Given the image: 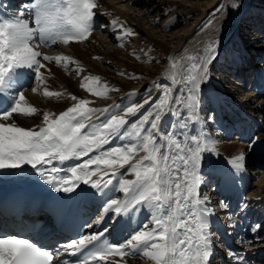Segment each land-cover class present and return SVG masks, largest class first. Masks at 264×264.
I'll list each match as a JSON object with an SVG mask.
<instances>
[{"label": "snow or ice", "instance_id": "obj_1", "mask_svg": "<svg viewBox=\"0 0 264 264\" xmlns=\"http://www.w3.org/2000/svg\"><path fill=\"white\" fill-rule=\"evenodd\" d=\"M3 7L0 3V9ZM98 7V0H28L18 15L0 11V171H22L30 166L33 174L57 193H75L84 201L99 200L104 216L95 223L107 217L114 230L129 229L125 240L119 242H109L104 232L71 239L62 246L64 251L82 253L73 264H107L110 256L120 258L116 264H122L126 257L150 264H211L210 217L215 213L203 192L208 183L203 169L208 163L206 155H218L217 141L204 128L197 130V125L206 123L200 112L211 103L201 94V86L210 79L217 41L209 43L204 54L188 56L186 63L174 60L165 77L168 84L154 104L144 100L125 108L112 105L101 109L90 107L88 99L71 95L75 103L58 114L45 111L42 126L25 128L10 122L14 114L32 117L39 111L27 104L20 90L25 71L31 72L40 86L45 84L41 72L45 62L65 69L77 63L67 55L51 56L41 49L87 40L95 29L93 10ZM239 7L238 0H231L222 10ZM111 23L114 29L123 28L115 20ZM75 71L79 74L83 70L77 67ZM80 87L100 98L117 90L101 84L98 76L84 77ZM31 91L37 93L38 87H31ZM62 95L47 87L43 90L47 98ZM145 105L151 108L146 114L133 121L126 118L137 116ZM169 116L172 122L165 129L163 119ZM116 139L124 143L110 146ZM253 146L250 141L249 147ZM245 159L241 153L210 172L218 183L235 185L245 171ZM71 160L82 162L59 175L64 169L56 163ZM127 175L134 178H124ZM220 206L226 204L221 202ZM145 209L146 221L133 228L134 217ZM259 227L250 230L255 232ZM29 231L44 234V228L35 223ZM58 255L33 235L0 228V264H52ZM228 255L235 264H250L239 252L229 250Z\"/></svg>", "mask_w": 264, "mask_h": 264}, {"label": "rangeland", "instance_id": "obj_2", "mask_svg": "<svg viewBox=\"0 0 264 264\" xmlns=\"http://www.w3.org/2000/svg\"><path fill=\"white\" fill-rule=\"evenodd\" d=\"M128 1L130 0H115L113 6H116L117 8H121V10H124L127 13L129 12L130 9V13L132 12V14L136 15L139 18L147 17L146 9H144L145 11H142L139 5H135L133 4V2L129 5ZM230 2L231 0H223V4H222L221 0H164V2L160 6L161 15H164L163 20L157 22V19H155L149 22L148 25H145L146 29L152 32V38L149 36H145L144 33L141 32L138 29V27L135 26L134 24L130 25L127 23L122 24L123 28H118L117 29L118 31L114 29L115 33H113V35L116 36V34L119 33V35L121 34L122 37V40L115 41V43H111V41L105 37L106 35L105 31L102 33L96 32V34L90 35L92 37L95 36L96 38L95 40L97 41L94 42L95 47H93L92 50L94 51L100 50L101 52L99 54L101 55H98L97 59L86 57L85 58L86 60L85 61L82 60L81 63L89 66L91 65L90 69L94 70V72H97V75L100 76L102 80H107L108 77L110 78L112 77L114 79L118 78L120 84L118 85L117 90H120L121 97L124 98L123 99L124 101L122 100L124 103H120L122 101H118L117 99L116 100L114 99L111 105L114 104V105H118L120 108H125L133 103H143L144 100H150L154 104L156 102V98L159 96L160 92L163 91L165 87L162 83V80H164V76H165L164 74H166L165 71L167 69V65L169 64L172 58V52L174 48L177 46V43L183 37V34L190 33L189 37L187 38L188 42L186 43V40H183L181 42V46L183 47V49H185L186 47L184 52L187 53L193 48L192 46L197 40H198L197 43L207 40L209 38V34H210L209 32L213 29V27L220 26V24H223L222 22H226V24H223L222 26L223 32H221V34L222 33L223 35L226 34V36L222 37L221 38L222 40L220 39L221 42L217 41L218 42L217 58L216 60L213 61L212 65L210 66L211 69L210 76L213 77L217 75L221 77L223 73L228 72L227 70L222 69L223 66L225 65L230 66L229 62L227 61L233 60L236 62L237 61V59H235V57H237L236 55H240L242 57L244 56L243 58L245 59V54L243 55L244 48L247 51L248 50L253 51L254 55L251 60L258 59L257 61H259L258 56L261 57L264 49V41H262L264 38V26H262L261 22L258 20L259 18H262V20H264V0H248V3H246L244 6L242 3H244L245 1L238 0V3L240 4L239 8L230 11L222 10L224 6ZM206 6L210 7V9L206 10L207 9ZM218 6L220 7L221 10H218ZM204 8L206 11L204 10ZM97 10L99 11V13H103V10L102 8L100 9V6L97 8ZM239 13H241V16L237 18L238 17L237 14ZM153 16H157V13L153 14ZM143 23L145 22L143 21ZM101 25L104 29V25L102 23ZM160 26H162L163 28L159 29ZM255 26L259 29L260 33H258L257 28L254 29ZM252 29H254L257 32H254ZM126 32H131L132 34L126 35L125 34ZM178 32H180L179 36L176 35ZM250 33H253V35L257 38L260 37L259 38L260 40L258 41L259 49H251L250 47H248V43L250 42L248 40L250 38L245 36V34H250ZM171 37L173 38L175 37V38L173 39ZM169 40L170 41L172 40L173 42L172 41L170 42ZM79 43L82 45L83 48L86 46L83 44L84 41ZM121 44H123L122 47ZM94 48H96V50ZM115 52H117V54H114ZM51 53L59 54V52L57 51L55 52L51 51ZM108 55H112L114 56V58H116V60H118L120 64L117 65L118 66L117 68L110 66L105 62V59L103 57H107ZM137 57H139V59H137ZM242 59H241L242 64L245 65V63H248L246 62L248 60L247 57H246V61H243L244 59L243 60ZM258 63H260V61ZM49 64L55 65V63H49ZM55 68L58 70L62 69L63 72L59 74L56 73L54 70L52 71L49 68H45L44 70L42 69L43 71L42 70L41 71L46 79L54 80L58 87H65L66 83L64 80L70 81V79L73 78V76H76V75H71L70 73L65 75L64 72L67 69L61 68L60 66L55 65ZM110 71H114L115 74L112 75L108 74L110 73ZM104 73L108 74L109 76L105 75ZM79 75H80L79 77L80 79L84 78L85 76L83 75V73ZM229 78L230 76H227L226 77L227 80L224 79L225 80L224 82L226 84L218 83L215 85V88L208 89L207 97L209 100H211V93L209 92L210 90L215 92V94H217L218 92L220 96H224L223 94L224 92L221 93L220 91L221 89H223L222 85H227V86L229 85L227 84ZM210 80L211 78L209 79V82ZM209 82H207L206 86H208ZM205 84L206 83L202 85L204 86ZM231 85L234 88L229 94L227 93L225 94L227 96V97L224 96L225 99H228V101L233 99L239 100V98L241 99L243 97L242 91L239 90V88L241 87L233 84ZM142 86H143L142 88L143 90H139V92L138 90L135 89L137 87H142ZM243 87L244 89L246 88V90L248 88L247 85H244ZM81 98L92 101V103L90 104L91 106L94 103L98 105L95 101L100 102L103 99L104 100L106 99V98L96 97L95 100L93 98H90L89 96L86 98L85 97L83 98L82 96ZM242 102L243 103L248 102L250 105L252 103L251 101L245 102V100ZM206 105H207V109L211 108V111H207V112L205 111V113L201 115V118L203 117L202 119L206 121L204 125L206 127L205 131L207 132V134H209L213 139L217 141V152H218V156H220L219 160L214 158L212 159L208 158L209 160L208 166H212L216 162H221L219 163L221 165L223 164L224 160H222L223 151L220 150V146L222 144L226 145L227 143H225V140L228 141V139L231 138L225 139L224 137L225 136L227 137V135L225 134H223L224 135L223 137L217 135L216 131H218L217 128L221 122H218L217 126H215L214 119L209 120L208 117L211 115L212 117L215 118L217 117L219 112L216 109V107H212L213 105H211V103ZM100 108L103 109L104 107L102 108V106H100ZM149 110H151L150 106L145 105L144 108L139 110L137 116H128V118L127 117L126 118L129 121H133L134 119L137 120L140 116L146 114V112ZM233 115L235 117L237 116L235 114ZM262 115L264 116V110ZM14 116L15 118H20V116H17L16 114ZM263 116L257 120L261 124L264 123ZM218 117L222 118L223 121L224 119H226V117L228 118L227 114L221 115V113L220 115H218ZM256 117L257 115H255V118ZM95 119L96 117H93V120ZM260 119H262L263 121ZM215 128L216 130H214ZM262 135L260 134L259 139H257L256 142L254 143L255 145L258 144V142L260 144L261 141H262L261 143L264 145V140H263L264 137H261ZM231 141L232 140H230V142ZM237 145L239 144H235V143L233 145L231 144V146H237ZM231 146H228L226 149L231 148ZM247 156L249 157L248 160V166H250L249 168L255 169V167L253 166V162H256L257 161L256 159L258 158H263L264 154H261L260 156H256L254 153L253 154L249 153L247 154ZM260 162H264V159L263 160L261 159ZM262 175L264 176V173L254 174L253 177L256 180H254L253 183L256 184L258 183L257 182L258 179L264 178ZM255 184H253L252 188H255Z\"/></svg>", "mask_w": 264, "mask_h": 264}, {"label": "bare ground", "instance_id": "obj_3", "mask_svg": "<svg viewBox=\"0 0 264 264\" xmlns=\"http://www.w3.org/2000/svg\"><path fill=\"white\" fill-rule=\"evenodd\" d=\"M98 1H99L100 9L102 8L103 13H99L97 8H95L93 10L96 13V15L94 17V20L98 19L104 25V29H106V30H102V31L106 32L105 37L107 39H109L111 41V43H115V41H118L116 39V37L117 36H121V34L119 35V33H117L116 36L113 35V33H115V30H114V28L112 26V23H111L113 20H115L118 23H120V25L126 24V23L130 24V25L134 24L135 26L138 27V29L141 32L144 33L145 36H149V37L152 38V32L150 30H147L145 25H148L149 22H151L152 20H155V19H157V22L158 21L160 22V20H163V17H164V15H161V11H160V6L164 2V0H156V1L155 0H130V1H128L129 5L133 2V4L139 5L141 7L142 11H145L144 9L147 10V13H148V14L146 13L147 17H144V18H139L136 15L132 14V12L130 13V9H129V12L127 13L126 11L121 10V8H117L116 6H113V3L115 2V0H98ZM243 1H245L244 3H242L243 6L246 3H248V0H243ZM206 8H207L206 10L210 9V7H208V6H206ZM204 10H205V8H204ZM150 13H152V14H150ZM156 13H157V16H153V14H156ZM237 16H238L237 18H239V16H241V13L237 14ZM143 21L145 23H143ZM146 22H148V23H146ZM222 23L226 24V22H222ZM223 24H220V26L213 27V29L209 32L210 33L209 34V38L207 40L201 41L200 43H197L198 42V40H197L193 44V46H192L193 48L187 53L184 52L186 47H185V49H183V47L181 46V42L183 40H186V43H187L188 42L187 38L189 37L190 33H187V34L184 33L183 34V37L180 39V41L177 43V46L174 48V50L172 52V58H171L169 64L167 65V69L165 71L166 74H164L165 75L164 76V80H162V83H163V85L165 87L168 84V80L165 77L171 71L172 62L175 60V61H181L182 63H186L188 56H196V55L204 54L205 51H206L207 45L209 43H211L213 40L221 42V40H222L221 38L226 36V34L225 35H223V33L221 34V32H223V27H222ZM227 26H229V25H227ZM162 28H163L162 26L159 27V29H162ZM102 29H103V27H102ZM179 34H180V32H178L176 35L179 36ZM245 36L250 38L248 40V41H250L248 43V47H250L251 49H259L258 41L260 40L259 39L260 37L259 38L255 37L253 35V33L245 34ZM171 38H173V37H171ZM95 39H96L95 36L88 37V39L85 40L84 43H83L84 45H86L84 48L82 47V45L80 43L71 42L68 45H64L63 44V45L58 46L56 51L59 52V54L51 53V52L46 53L47 55H51V56L67 55V56L71 57L73 60H75L77 63L69 64V67L64 72V74L66 75V74L70 73L71 75H76V76H73V78H71L70 81L64 80L65 83H66L65 87H58L54 80L46 79V78H45V84L44 85L38 86L36 84V82H35L32 87H38V92L37 93H33L31 91V88H30L27 92H24V95L26 97L27 104L36 107L39 110L38 113L36 115L32 116V117L20 116V118H15V116H13V120L10 121V122H15L19 126H22V127H25V128H32V127H34L36 125L42 126V117H43V113L45 111L50 112V113L51 112H55V113L58 114L59 112H61L63 110H66L68 107L72 106L75 103V101L71 100V98H70L71 95H76L77 97L79 96L78 98H80V99H82L81 98L82 96H83V98L84 97L86 98V97L89 96L90 98L95 99L96 96H92L90 93H88L87 91H85L83 88L80 87V84H81L83 78L82 79L79 78L80 77L79 74H82V73H83V75H85L84 77H87V76L97 77L98 76L97 72H94V70L90 69L91 65L89 66V65L81 63L82 60H84V61L86 60L85 59L86 57H91V58L97 59L98 55H101V54H99L101 52L100 50H97V51L92 50V48L95 47V43L94 42H97ZM100 44H101V42H100ZM87 45H89V46H87ZM184 45H186V44H184ZM244 45H245V43H244ZM94 49L96 50V48H94ZM114 54H117V52H115ZM244 54H245V58L248 57V60L246 61L248 63H245V65L241 63L240 72H241V75L245 78V75H247L246 71L250 70L246 66H248V64H250L249 59L251 60L254 54H253V51H249V50L247 51V50H245V48H244L243 55ZM262 55H263V57H262ZM262 55H261L262 60L260 61V63H258L259 62L258 61L257 62L258 64L256 66H254L253 69H252V70H255V77L254 78H256V80H255V88L256 89H254V90L257 91V92H258V85H259L260 92H258V94H256L255 91H253L252 88L251 89L247 88V90H246V88L244 89V87L241 86V88H239V90L242 91L243 97L241 99L239 98V100L238 99H233V100L228 101V99H225V97H227L225 94L226 93L229 94L234 88L229 83H228L229 84L228 86L227 85H222L223 89H221V91H220L221 93L224 92L223 94H224L225 97L224 96H220V94L218 92H217V94H215V92H213L211 90L209 91L211 93V100H210V101H212L211 105H213L212 107H216V109L219 112L218 114L221 113V109L219 107V104H224L225 107H227L228 109L233 111V113L235 115H237L236 116L237 119L238 118H242L244 116V118H246L248 120V122L252 121V120H256V122H258L257 120L263 116L262 113H263V110H264V94L262 95L261 92L264 91V86L262 87V86H260V84L264 81V49H263ZM243 57L238 55L236 57V59H237L238 62H241V59ZM103 58L105 59V62L108 65H110V66H113V67L117 68L118 67L117 65L120 64L118 62V60H116V58H114V56H112V55H108L107 57H103ZM45 64H46V68H49L52 71L54 70L56 73L60 74V73L63 72L62 69L58 70V69L55 68L56 64L55 65L53 64L54 66L50 65L48 62H45ZM77 67H79L80 69L83 70V71L79 72V74H76V71H75L77 69ZM61 68H63V67H61ZM229 73L232 74V72L228 71L226 73H223L221 77H219L217 75L213 76V77L210 76V78H211L210 82H209V80L207 81V82H209L208 86H206L207 83L204 86L203 85L201 86V89H202V93L201 94L203 96H208L207 95L208 94V89L215 88V85L218 84V83L219 84H221V83L222 84H226L224 82L225 81L224 79H226L227 76H232ZM108 74L112 75V74H115V72L114 71H110V73H108ZM108 74H105V75L109 76ZM98 77H100V76H98ZM100 80H101V84H107L111 89H117L118 85L120 84L119 81H118V78L114 79L112 77L111 78L108 77L107 80H102V78L100 77ZM238 80H239V78H238ZM45 87H47V89L50 90V91H59V92L63 93V95L61 97H59V98H55V97L47 98V97H44L43 96V90H44ZM142 88H143V86L142 87H137L135 89L138 90V92H139V90H143ZM235 90H237V89H235ZM114 99L115 100L117 99L118 101H122L124 99V98L121 97L120 90L110 91L108 93V95H107L105 100L103 99L100 102L99 101H95L98 105H96L94 103V104H92V106L91 105L90 106L94 107V108H100V106H102V108L103 107L104 108L105 107H109V106H112L111 103H113ZM244 100H245V102L246 101H251L252 102L251 105L248 102L243 103L242 101H244ZM123 101L120 102V103H124ZM122 107H123V105H122ZM206 109H207V105L205 104L203 106L201 112H200V116L203 115L205 113V111L206 112L209 111V108L207 110ZM243 109H248L252 113L244 112ZM239 110L241 111V114L243 113L242 117L239 114H236L237 112H235V111H239ZM255 115H257L258 118L257 117L255 118ZM17 116H19V115H17ZM171 122H172V118L170 116L169 117H165L163 119V125H164L165 129L168 128V126L170 125ZM203 125L202 126L201 125H197V130H199V128H201V127L206 130L205 125L204 126ZM223 126H224V123L223 122L220 123L219 127L217 128L218 131H216L217 135L220 136V137H222L223 134L227 135L228 132H230L229 131L230 130L229 127H227V128L224 127L223 128ZM260 126H261V124L259 123V125H256L255 128L259 129ZM255 131H257V134L260 131H263V135L261 137H264V126H262L259 130H255ZM261 142H260V144H259V142L256 145L254 144L253 148L251 147L250 151L246 152L247 147H245V145H243V146L242 145H240V146L239 145L231 146V144L232 145L234 144L233 141L232 142H229V141L226 142L225 141V143H227V144L226 145L222 144L220 146V150L223 151V155H222V157H223L222 160H224L223 164H226V161H227L228 158L234 157V156L239 155V154L242 153V154L245 155V158H246L245 159V168L249 171L250 178H251V176L253 177L254 174H256V173L257 174H261L260 170L250 169L249 168L250 167V166H248L249 157L247 156V154H249V153L253 154L259 148L264 150V145ZM260 145H262V146H260ZM228 146H231V148L226 149ZM142 155H143V153H140V156H142ZM208 158H210V159L214 158V159L219 160L220 156H218V155H206V161L209 162ZM136 159H139V156H137ZM259 159L263 160L264 157L263 158H258L256 160L258 161ZM216 163H217V166L215 165V168L225 166V165L222 166V164L220 165L219 163H221V162H216ZM207 164H206V166H207ZM203 170L206 173H208V174L212 173V172H210V170L207 167H204ZM120 171L124 172V171H126V169H121ZM125 178L133 179L134 177L131 176V175H127V176H125ZM114 182H115V180H114ZM257 182L258 183L255 184V188H253L250 191V193H249V195H251V197H252L251 200H249V202L251 201L252 204L254 202L255 203H260V204L264 203V178L258 179ZM204 188L205 187L203 186V189ZM119 195H122V194H119ZM137 214L141 218H143L145 215H148V212L145 209V210H142L141 212H139ZM125 262L127 264H150V262H146L143 259H139V258L133 259L131 257H126L125 258Z\"/></svg>", "mask_w": 264, "mask_h": 264}]
</instances>
